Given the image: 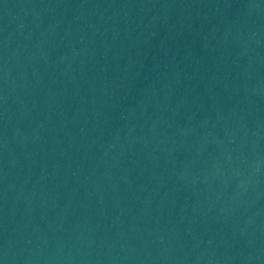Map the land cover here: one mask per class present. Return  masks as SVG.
Segmentation results:
<instances>
[{"label":"water","instance_id":"obj_1","mask_svg":"<svg viewBox=\"0 0 264 264\" xmlns=\"http://www.w3.org/2000/svg\"><path fill=\"white\" fill-rule=\"evenodd\" d=\"M0 264H264V0H0Z\"/></svg>","mask_w":264,"mask_h":264}]
</instances>
